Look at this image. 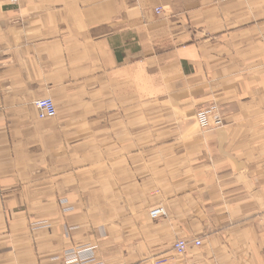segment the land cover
<instances>
[{
    "label": "crops",
    "instance_id": "1",
    "mask_svg": "<svg viewBox=\"0 0 264 264\" xmlns=\"http://www.w3.org/2000/svg\"><path fill=\"white\" fill-rule=\"evenodd\" d=\"M83 247L264 264V0H0V264Z\"/></svg>",
    "mask_w": 264,
    "mask_h": 264
},
{
    "label": "built area",
    "instance_id": "2",
    "mask_svg": "<svg viewBox=\"0 0 264 264\" xmlns=\"http://www.w3.org/2000/svg\"><path fill=\"white\" fill-rule=\"evenodd\" d=\"M5 1L11 4L18 3V0H5ZM158 12H160V8L158 9ZM34 104L37 108L38 116L40 119L56 117L57 106L53 98L51 97L39 98L35 100ZM196 121L203 131L221 127L223 125V119L219 115L218 105L215 103L199 107V109L196 112ZM166 213H167L166 209L163 206H158L150 211V216L153 219H158L166 216ZM190 244L200 246L201 240L195 239L194 241H188L185 239H178L174 243V247H173L175 253L179 256L185 255ZM94 249L95 247H83L79 249H73L66 255L65 261L67 264H107L96 257V255L94 254ZM118 264H127V263H118ZM188 264H195V263L190 262Z\"/></svg>",
    "mask_w": 264,
    "mask_h": 264
}]
</instances>
